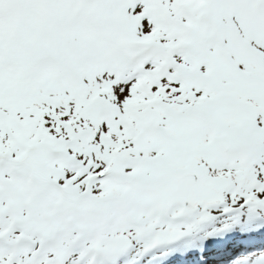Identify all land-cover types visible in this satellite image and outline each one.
<instances>
[{"label": "snow or ice", "instance_id": "snow-or-ice-1", "mask_svg": "<svg viewBox=\"0 0 264 264\" xmlns=\"http://www.w3.org/2000/svg\"><path fill=\"white\" fill-rule=\"evenodd\" d=\"M0 264H264V0H0Z\"/></svg>", "mask_w": 264, "mask_h": 264}]
</instances>
